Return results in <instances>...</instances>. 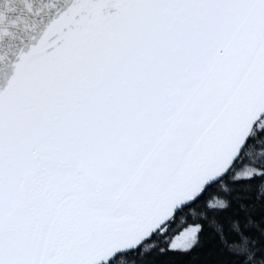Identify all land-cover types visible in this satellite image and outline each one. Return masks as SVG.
I'll return each mask as SVG.
<instances>
[{
    "label": "snow or ice",
    "instance_id": "6c2138e0",
    "mask_svg": "<svg viewBox=\"0 0 264 264\" xmlns=\"http://www.w3.org/2000/svg\"><path fill=\"white\" fill-rule=\"evenodd\" d=\"M0 264H264V0H0Z\"/></svg>",
    "mask_w": 264,
    "mask_h": 264
}]
</instances>
